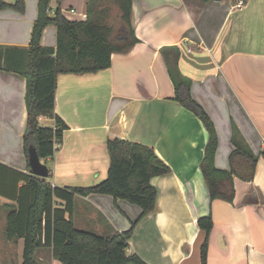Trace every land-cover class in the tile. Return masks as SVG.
<instances>
[{"label":"crops","instance_id":"obj_1","mask_svg":"<svg viewBox=\"0 0 264 264\" xmlns=\"http://www.w3.org/2000/svg\"><path fill=\"white\" fill-rule=\"evenodd\" d=\"M38 1L24 0L23 12L0 9V47L29 44ZM87 1L50 0L48 13L53 16L59 6L67 19L85 20ZM239 3L132 0L138 41L127 51L112 52L105 69L57 76L54 110L67 128L53 155L40 158L51 185L84 187L104 179L109 138L145 144L170 168L151 179L155 208L138 219L128 239V254L137 253L149 264H201L204 232L197 218L208 213L213 226L207 264H264V158L258 159L251 181L234 179L232 202L209 199L200 171L207 132L175 100L161 53L165 46L178 48V67L191 79L190 94L217 133V168H229L233 125L254 152L264 149V0ZM56 31L47 25L41 45L55 47ZM26 84L24 75L0 69V164L30 173L23 142ZM38 123L55 125L46 115ZM14 204L0 194V235ZM140 214V207L126 199L91 193L75 198L72 221L79 229L107 235L129 229ZM15 243L22 254L23 239ZM42 252L50 254L47 264H62L49 248L36 254Z\"/></svg>","mask_w":264,"mask_h":264},{"label":"trees","instance_id":"obj_2","mask_svg":"<svg viewBox=\"0 0 264 264\" xmlns=\"http://www.w3.org/2000/svg\"><path fill=\"white\" fill-rule=\"evenodd\" d=\"M102 0L87 1V18L69 20L57 6L54 15L48 13L50 0L38 1V15L27 46L0 47V69L18 72L26 77L25 102L27 118L23 133L24 151L28 159L29 145L36 147L38 156L53 155L61 143L67 125L55 113V89L60 73H93L111 65V53L127 51L138 41L132 23V0H115L122 24L116 30L94 17L103 12ZM212 1V0H203ZM245 4L247 0H239ZM61 0H57L60 4ZM11 7L24 10V0H0V9ZM56 26V46H42V32L47 25ZM163 59L174 83L175 100L194 113L204 125L207 142L200 161L209 199L232 202L234 179L251 181L264 149L254 152L236 125L231 129L232 149L229 168H217L214 156L218 137L213 121L204 108L191 96V79L178 67V48H161ZM54 118L53 127L41 126L38 117ZM110 164L107 175L90 186H53L31 173L0 164V194L14 201L6 216L5 236L8 240L23 239L19 264H42L36 251L49 248L54 259L62 264H149L137 253L128 254V239L140 217L156 205L157 189L151 183L155 176L169 172V166L145 144L120 138L106 141ZM49 176V175H48ZM91 193L111 195L114 200L126 199L141 209L140 216L129 229L110 235L77 228L72 221L74 200ZM204 232L200 246V262L207 264L211 214L197 218ZM3 264V263H0Z\"/></svg>","mask_w":264,"mask_h":264},{"label":"rangeland","instance_id":"obj_3","mask_svg":"<svg viewBox=\"0 0 264 264\" xmlns=\"http://www.w3.org/2000/svg\"><path fill=\"white\" fill-rule=\"evenodd\" d=\"M101 6L103 7V12L94 13V17L97 18L98 21H100L101 23H104L106 25H111L117 30L119 26L122 24L120 20V10L118 8V4L116 3L115 0H102ZM110 234L111 233H108V235ZM4 244L5 246L4 248H2V245ZM126 252L128 253L127 250ZM21 255H22L21 250L19 251L17 243H15V240L14 241L11 240V242H9V247H8V239L4 234L0 235V263L19 264L22 259ZM49 255L46 252L37 253L36 259L38 260V262L42 264H47L48 260L50 259Z\"/></svg>","mask_w":264,"mask_h":264},{"label":"water","instance_id":"obj_4","mask_svg":"<svg viewBox=\"0 0 264 264\" xmlns=\"http://www.w3.org/2000/svg\"><path fill=\"white\" fill-rule=\"evenodd\" d=\"M29 172L33 175L46 178L49 175L47 166L40 160L36 147L29 145L27 148Z\"/></svg>","mask_w":264,"mask_h":264},{"label":"built area","instance_id":"obj_5","mask_svg":"<svg viewBox=\"0 0 264 264\" xmlns=\"http://www.w3.org/2000/svg\"><path fill=\"white\" fill-rule=\"evenodd\" d=\"M239 4H241V2Z\"/></svg>","mask_w":264,"mask_h":264}]
</instances>
